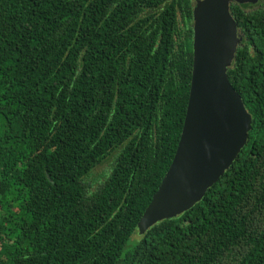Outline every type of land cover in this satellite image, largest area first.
Segmentation results:
<instances>
[{
  "label": "trees",
  "instance_id": "trees-1",
  "mask_svg": "<svg viewBox=\"0 0 264 264\" xmlns=\"http://www.w3.org/2000/svg\"><path fill=\"white\" fill-rule=\"evenodd\" d=\"M197 1L0 0V264H264V6L231 5L246 147L138 230L181 138Z\"/></svg>",
  "mask_w": 264,
  "mask_h": 264
},
{
  "label": "water",
  "instance_id": "water-1",
  "mask_svg": "<svg viewBox=\"0 0 264 264\" xmlns=\"http://www.w3.org/2000/svg\"><path fill=\"white\" fill-rule=\"evenodd\" d=\"M261 1H197L184 126L173 162L138 223L141 235L201 202L246 147L253 119L228 79L241 42L231 5Z\"/></svg>",
  "mask_w": 264,
  "mask_h": 264
},
{
  "label": "rangeland",
  "instance_id": "rangeland-1",
  "mask_svg": "<svg viewBox=\"0 0 264 264\" xmlns=\"http://www.w3.org/2000/svg\"><path fill=\"white\" fill-rule=\"evenodd\" d=\"M262 6H264V0H262L259 4L255 5L252 8H249V11H255L260 9ZM111 163L106 162L105 164L97 167L91 176L88 178V183L92 186V188L98 187L103 182V175L107 173L110 170ZM137 236V235H136ZM134 236V238H136Z\"/></svg>",
  "mask_w": 264,
  "mask_h": 264
}]
</instances>
